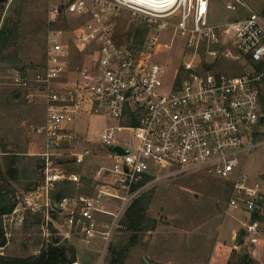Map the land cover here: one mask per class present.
<instances>
[{"label":"built area","instance_id":"2783aa9c","mask_svg":"<svg viewBox=\"0 0 264 264\" xmlns=\"http://www.w3.org/2000/svg\"><path fill=\"white\" fill-rule=\"evenodd\" d=\"M213 7V0H171L164 5L137 0L73 1L75 12L89 16L74 27L76 48L60 28L51 30L43 66L32 77L18 70L13 74L15 83L34 85L45 98L44 122L29 129L43 136V150L34 153L41 157L43 180L22 194L5 216L7 229L22 222V212H40L46 243L51 241L50 223L60 225L53 219L57 213L67 234H81L88 242L100 233L98 214L104 213L111 217L104 230L108 242L111 231L121 227L126 207L143 189L135 185L145 175H153L148 183L159 169L175 174L200 170L231 182L228 211L240 208L250 213L244 223L246 243L249 250L257 244L260 221L252 214L264 215V193L260 180L248 182L242 158L264 143V8L257 11L244 0H229L225 5L229 16L217 22L211 18ZM122 9L148 27L138 48L118 40L111 11L116 14ZM232 14L237 17L231 18ZM170 24L189 34L188 45L192 56L200 55L201 67L186 61L182 78L178 80L179 69L172 87L163 89L164 69L153 60L157 46L153 34ZM74 52H90L88 63L77 65L75 71L69 70ZM223 58L231 64L221 66L218 60ZM71 72L76 73L72 81ZM82 113L116 120L117 125L101 133L107 145L119 128L131 129L132 136L126 145H110L113 152L116 145L126 152H115L113 165L97 169L92 194L56 199L52 191L58 182L80 183L76 166L92 165L88 164L89 138L70 125ZM110 198L121 200L114 211L104 205ZM40 252L41 247L35 253Z\"/></svg>","mask_w":264,"mask_h":264},{"label":"rangeland","instance_id":"374dc122","mask_svg":"<svg viewBox=\"0 0 264 264\" xmlns=\"http://www.w3.org/2000/svg\"><path fill=\"white\" fill-rule=\"evenodd\" d=\"M228 1L213 0L212 20L218 22L229 16V11L225 7ZM244 1L257 11L264 8V0ZM72 3L71 0H25L21 9L20 5L13 0H6L0 7V27L6 16L21 20L20 39L9 51L14 55H11L8 61L0 60V140L14 145L26 154L43 149V136L35 137L29 129L32 124H42L45 98L40 99L38 94L40 92L36 86L25 87L15 83L13 74L15 70H18L32 77L43 66L46 38L51 30L60 28L68 37V44L76 48L74 27L81 16L87 15L75 12L71 8ZM61 6H64L66 14L60 13ZM18 7L22 10L20 16H18ZM114 13L111 11L112 24L121 43H126L127 31H133L138 26H145L128 9ZM230 17H237V14H232ZM133 34L132 37H134ZM153 35L157 43L153 50V60L164 69L163 89L172 87L178 70L186 61L192 60L196 68L201 67L200 55L192 56V49L188 45V33H182L174 24H170ZM89 56L90 52L83 54L74 52L69 70L75 71L77 65L88 63ZM208 59L212 61L211 58ZM218 63L226 66L231 64V60L223 58L218 60ZM73 73L76 77V73L71 72V81L75 79H73ZM70 125L85 139L89 138L87 143L92 151V166L89 165L86 169L91 176L98 168L115 163V152L111 150V144L118 142L126 145L132 136L131 129L119 128L114 131V136L108 145L103 143L101 133L108 126L117 125L113 117H106L103 114H78L74 123ZM70 164L73 165V163ZM242 165L243 173L249 176L248 182L260 180L264 193V143L253 148L247 156L242 158ZM154 176L156 178L154 177L152 182L145 183L140 192L145 190L153 196L148 213L158 220V224L154 230L142 234L143 245L130 251L126 260L127 264H141L142 261L146 264H168L165 262L166 256H177L182 264H207V259L216 242L217 231L218 236L229 237L233 229L237 230V235L244 229V223L249 219L250 213L240 208H232L228 211L231 190L229 180L200 170L175 174L171 169H159ZM22 193L23 191L19 189L18 195L22 196ZM58 227L64 228V225ZM118 228L115 227L111 231L109 242L110 240L116 242L118 239ZM101 229L107 230L108 226L102 225ZM63 231L65 233V230ZM78 236L81 237L80 234ZM258 236V245L250 250L246 238L243 241V245L256 259L264 257V220L260 222ZM91 241L92 239L83 244L87 247L98 246L100 249L104 245V242ZM82 247V243L77 246L78 254L85 252ZM258 247H263V251ZM239 248L243 247L238 245L237 249ZM106 254L107 251L104 259ZM259 263L261 264L260 261Z\"/></svg>","mask_w":264,"mask_h":264},{"label":"trees","instance_id":"16d2710c","mask_svg":"<svg viewBox=\"0 0 264 264\" xmlns=\"http://www.w3.org/2000/svg\"><path fill=\"white\" fill-rule=\"evenodd\" d=\"M6 1V0H5ZM22 9L25 0H13ZM4 2V1H3ZM3 2H0V7ZM65 13L64 6H61ZM18 13L22 10L18 7ZM20 18L6 16L0 27V60L8 61L13 52L10 49L20 39ZM148 27L138 26L135 30L127 31L125 39L126 45L131 48L139 47L147 34ZM132 33L134 37H132ZM124 43V42H123ZM183 70L180 68L178 80L182 78ZM13 93V92H11ZM14 145L4 143L0 140V264H72L77 259V248L74 242L61 233V228L54 222L50 223L51 241L45 243L42 229V214L26 210L22 212L23 220L10 230L4 224L5 216L10 213L19 203L20 196L18 190L23 193L29 192L39 186L43 180L42 160L40 155L27 153L18 150L17 147L10 149ZM78 170V169H76ZM85 175H82L84 180ZM153 175L147 174L135 185L138 188L144 185ZM78 183L74 181L58 182L52 196L56 199L64 195H75L80 193ZM153 196L148 191H142L126 207L122 218L121 227L118 228L119 236L116 242L107 245L106 264H127L129 253L134 248L142 246V234L156 228L158 220L148 213V208ZM55 222L62 224V217L53 213ZM252 218L262 222L264 215L253 212ZM7 231L10 236L7 237ZM245 230L239 232V246L234 248L229 256L227 264H259V261L252 256L244 244ZM41 247V252L36 254V250ZM168 264H182L177 256H166ZM171 261V262H170ZM208 261V259H207ZM185 263V262H184ZM141 264H146L142 261Z\"/></svg>","mask_w":264,"mask_h":264},{"label":"crops","instance_id":"0c3cea01","mask_svg":"<svg viewBox=\"0 0 264 264\" xmlns=\"http://www.w3.org/2000/svg\"><path fill=\"white\" fill-rule=\"evenodd\" d=\"M71 1H75V0H71ZM59 11H60V13H63L61 8H59ZM64 14H66V13H64ZM87 16L86 17L81 16V18H79L80 21L75 25V27L78 26L79 24H81L82 22L86 21L88 19ZM82 18H84V19H82ZM72 61H73V56H72ZM69 76L71 77V75H69ZM37 90L40 92V93H38L40 99L42 97L44 98L42 91L40 89H37ZM42 101H43V99H42ZM44 118H45V109H44ZM43 122H44V119H43L42 123ZM34 136L37 137L38 135H34ZM38 152H40V151H34L31 153H38ZM90 162H91V159L88 161V164ZM89 165H91V163ZM71 167H73V166H71ZM76 169H78V171L81 172L80 173L81 174V182L78 183V188H80L81 191L78 194H85V195L92 194L94 192V187L92 184L91 174L88 173L86 168L76 166ZM82 175H85L84 180L82 179ZM120 203H121L120 199L110 198V199H107L105 201L104 205L109 210L114 211L119 207ZM98 217L101 220V226L109 224L110 219H111V217L109 215L104 214V213L98 214ZM101 226H100V230H101L100 233L96 237H94L91 241V242H93L95 240V243H99V242L103 243L104 242V245L102 246L101 249L98 246L87 247L85 244H83V243H86V241L84 240V238L81 234H80L81 237L78 236V233L70 232L69 234H67L66 233L67 229L65 227L61 228L62 234L64 233L63 230H65L64 237H67L70 240H72V242H74V244L76 245V248L79 244L82 243V245H83L82 248L84 249L85 252L78 254V251H77V259L80 261V264H106L104 261V255L107 251V245H108L109 241L106 242L105 236H104L105 231L103 229H101ZM259 229H260V224H259ZM238 238H239V234L237 235V230H235V229H233L231 231L229 237H227V236L222 237V235L218 236V231H217L216 242L213 246V249H212L210 256L208 257L207 264H227V261L229 259V256H230L232 250L234 248H237V246L240 243V242L238 243ZM257 245L258 244H255L253 246H257ZM258 248H259V250L263 251V247H258ZM257 260L260 261L262 264L264 262V257L263 258H257ZM156 261H158V260L156 259Z\"/></svg>","mask_w":264,"mask_h":264},{"label":"bare ground","instance_id":"6f19581e","mask_svg":"<svg viewBox=\"0 0 264 264\" xmlns=\"http://www.w3.org/2000/svg\"><path fill=\"white\" fill-rule=\"evenodd\" d=\"M137 1L149 2L154 5H164V4H168L171 0H137Z\"/></svg>","mask_w":264,"mask_h":264},{"label":"water","instance_id":"95a60500","mask_svg":"<svg viewBox=\"0 0 264 264\" xmlns=\"http://www.w3.org/2000/svg\"><path fill=\"white\" fill-rule=\"evenodd\" d=\"M3 1H5V0H0V2H3ZM0 25H1V19H0ZM112 149H113L116 153H121V154H123V153L126 152V150H125L122 146H120V145H116V146H114ZM55 204H56V206L58 205L57 202H55ZM239 242H240V237L238 238V243H239Z\"/></svg>","mask_w":264,"mask_h":264}]
</instances>
